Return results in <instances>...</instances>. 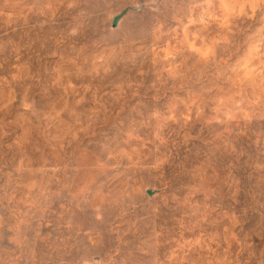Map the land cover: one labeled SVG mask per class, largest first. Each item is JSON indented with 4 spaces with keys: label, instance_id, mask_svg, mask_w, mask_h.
Here are the masks:
<instances>
[{
    "label": "rangeland",
    "instance_id": "rangeland-1",
    "mask_svg": "<svg viewBox=\"0 0 264 264\" xmlns=\"http://www.w3.org/2000/svg\"><path fill=\"white\" fill-rule=\"evenodd\" d=\"M0 264H264V3L0 0Z\"/></svg>",
    "mask_w": 264,
    "mask_h": 264
},
{
    "label": "snow or ice",
    "instance_id": "snow-or-ice-1",
    "mask_svg": "<svg viewBox=\"0 0 264 264\" xmlns=\"http://www.w3.org/2000/svg\"><path fill=\"white\" fill-rule=\"evenodd\" d=\"M264 3V0H219V3L224 5H233L238 3L251 4V3Z\"/></svg>",
    "mask_w": 264,
    "mask_h": 264
}]
</instances>
